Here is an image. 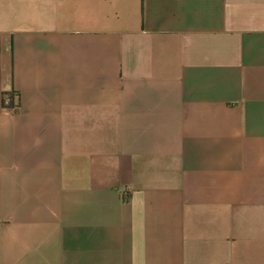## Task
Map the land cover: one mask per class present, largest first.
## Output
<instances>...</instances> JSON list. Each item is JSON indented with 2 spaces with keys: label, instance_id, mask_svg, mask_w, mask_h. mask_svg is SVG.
Instances as JSON below:
<instances>
[{
  "label": "crops",
  "instance_id": "1",
  "mask_svg": "<svg viewBox=\"0 0 264 264\" xmlns=\"http://www.w3.org/2000/svg\"><path fill=\"white\" fill-rule=\"evenodd\" d=\"M0 264H264V0H0Z\"/></svg>",
  "mask_w": 264,
  "mask_h": 264
},
{
  "label": "trees",
  "instance_id": "2",
  "mask_svg": "<svg viewBox=\"0 0 264 264\" xmlns=\"http://www.w3.org/2000/svg\"><path fill=\"white\" fill-rule=\"evenodd\" d=\"M5 96L6 95H4V97ZM13 98H14V95L13 94H9L7 103L4 102V98H3V104L6 105V106H9V107H12L13 106Z\"/></svg>",
  "mask_w": 264,
  "mask_h": 264
},
{
  "label": "built area",
  "instance_id": "3",
  "mask_svg": "<svg viewBox=\"0 0 264 264\" xmlns=\"http://www.w3.org/2000/svg\"><path fill=\"white\" fill-rule=\"evenodd\" d=\"M7 101H8V95H6V96L4 97V102L7 103ZM125 193H126V192L123 191V194H125Z\"/></svg>",
  "mask_w": 264,
  "mask_h": 264
}]
</instances>
